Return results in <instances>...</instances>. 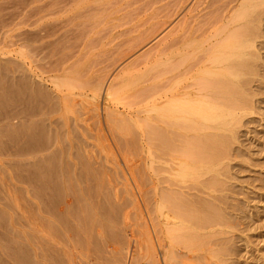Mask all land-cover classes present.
<instances>
[{
  "label": "rangeland",
  "instance_id": "1",
  "mask_svg": "<svg viewBox=\"0 0 264 264\" xmlns=\"http://www.w3.org/2000/svg\"><path fill=\"white\" fill-rule=\"evenodd\" d=\"M54 1H57V2H54ZM123 1L122 0H118V1L116 0V2H115V0H114V2H113V0H68V1L67 0H62V1L61 0L60 1L59 0H52V1L51 0H0V79H1L0 80V105L3 106V107L0 106V130H1L0 134H2V135H0V145H2V146H0V174H1L0 175V178H1L0 179V216H1L0 217V244H1L0 245V264H5V262H7L6 264L9 263L8 254H17V253L19 254L20 252H21L20 254H28V253L29 254H35V252L33 253V251L31 250L32 248L27 245V244H29V241L26 239L27 236L25 233L26 232L25 222H24L25 220L23 218L24 209L22 210V208L26 204V202L28 203V201H29L30 205H31V202L33 201V204L31 206L34 208V206H35L34 204H36L35 202H38L39 198H41L40 201H42L43 199L49 197V195H50V197H52L51 200L54 197H56L57 199L56 198H54V199H56L57 202L58 203L60 202L62 205L61 206V205H59L60 203L59 204L57 203L58 204L57 206L61 207V208L59 207L60 211L58 212L60 215L58 217L59 219L62 216V220H63L67 216L68 218L66 217L64 220L68 221L69 223H71V222L73 223V221L75 224L78 223L77 225H75L73 223V225H75V226H78V225L81 226L80 221H82V225H84L83 224L84 222L86 224V225H84L85 229L83 228V226H81L82 230L83 229L85 230V231H83V234H82L81 230H79L81 227L78 226L77 230H79V232H81V234H82V235H79L80 233L78 234V232L76 231L77 227H75L73 225L71 226L72 223L69 224V226H68L67 222H65L67 224V226L65 224V227H64L63 226L64 221L62 222V224L60 222V224L63 226V229H65L66 227L67 228L70 227L67 230H70L73 228L72 232H70L71 230L67 232L66 229H65L66 230L65 231L62 229V227L59 226L60 225L59 222H56V221H59V220H56L57 218H55V220H54V218L51 217L52 218L51 221H54L55 224H57L56 228L58 226L60 228V230H63L62 234H60L61 231L59 230V228L58 229L54 228V232L52 231L51 227H52L54 222L52 223L50 221L52 223L51 225H49L50 222H48L49 224L44 223L46 226H48V225L50 226L51 230L48 227L49 228L48 231H50V232L52 231L51 233L55 234V230H57L56 232H59L60 237L58 236V233L56 235V236H58V238H60L58 240V238L56 237L58 241H61V239H62L63 241H61V242L65 243L66 239L69 240L64 245L65 249L60 251V253H62L64 250H67L66 247H68V249H69L66 252L70 251L69 253H66V254H70V255H68V256H70V259L69 258H66V259L71 260V261L66 262V264H128V263L132 262V260H133V259L131 260L130 258H132V256L134 258L135 257L134 255H136L139 252V249L141 246V244L138 241L139 240V231L141 229H143V227H145L146 229H148L150 231L152 230L151 218L154 215L153 214L154 212L152 213V211L154 210L152 208L153 207L152 203H151L152 207L150 206V204L148 206L147 205L148 203L147 204L145 203L142 205V209L144 210V212H143L144 217L142 216L144 219H142L138 215L139 209L137 210L138 206L135 205V202L133 199L134 198L133 194L134 193L136 194V191H138L139 187H140V189L142 188L141 189L142 191H145V187L147 186L146 192H147V189H149L148 185H150L149 186L150 188L152 187L151 184H152V177L154 175V172L152 171L153 169L151 170L152 167H150V164L152 165V163H151L152 158H151V155L149 154L150 142H149V144L146 143V141L148 142V140L146 138H144L143 141L145 143L143 142L144 143V150H142V152H138L137 151L138 148L136 150V148L133 147L134 145L129 144V146H131V147H129L127 144L128 141L130 140V138L133 137V135H131V134L132 133L134 134V132H135L134 130H136L135 134H137L139 132V130H138L139 128L137 126V118L135 117L136 112H137V108H138L137 99H136L137 97L134 95V94H136V86H135L134 81H133L136 78L135 76H137L136 75L137 73H135L133 76L132 75H130V76L126 75L125 76V80H124L125 86L120 91L118 96L116 98L112 99L113 101L108 100L107 98L104 101L105 102L104 104L106 106H109L108 108L111 109V111L113 113H114L113 110H115V112H117V111L121 112L120 115L118 114V118L121 117L120 118L121 121H119L117 119V117H114L113 113H111V111L109 110L110 111L109 113H111L110 114L111 117L113 115V117H112L113 122L110 123V121H112V120H110L111 118L107 119V118H109V117H107V112H108L107 108L105 109L106 114H105V111L102 113V110L100 108V107H102V104H103V96H104V89H105L104 85L106 82L105 80L101 81L99 84L93 83V84L87 85L83 88L82 87L75 88L74 93H71V94L68 93L70 95L69 99L71 98V95H72V98L70 101H73L74 99H76V100H74V102H72L73 104L75 102L77 103L80 100V102H78V104L75 105L77 107H75V106H73V104H71L76 109L73 108L67 102L69 99H67L68 97L67 98L64 97V93H62V90H61V92H60V90H58L61 77L63 75L68 74L67 68L71 67V64H73L75 61H77L79 59L81 60L82 57L83 58L80 62L84 68H86V67L90 68L92 66L91 67L92 74L94 76H96V75L102 76L106 72L111 71L112 69L117 67V65H119L120 63H122L121 66L123 68H127L132 62L139 59L138 57H140L139 55H141V53L143 55V53L151 47L150 45H148L147 47H144L143 49L137 48L134 51L130 52L129 55H126L127 57L126 56L124 57L125 59L122 58L123 60H125L127 62V63H125V61H124L125 65H123V61H121L122 60L121 58H119V59L116 58L118 56L121 57L122 54H119V53H122L124 51L123 50L124 48L126 51L128 50L129 47L127 48V45L130 46L132 44L129 40L132 39L136 35V31L135 32L132 31L134 29V27L138 26V24L145 21V19L148 18V16H150L154 12L155 8L156 7L158 8L160 3H161L160 6H162V4L164 5V3L167 0H163V1L162 0H159V1L153 0L154 4H153V2H151L152 5H151V3H149L150 0H146V1L145 0H141V1L139 0V2H138V0H123ZM125 1L129 4H127ZM107 2H109L110 4ZM144 2H147L148 5L143 4ZM46 3L48 4V6ZM57 3H59V5ZM60 3H64V4H62L63 6H61L62 10L59 11L60 5H61ZM114 3H115V6H114ZM140 3H142L143 6L147 5V8L143 7ZM44 4H46V5H44ZM95 4L97 7L95 6ZM139 4L141 5L142 10H138V9H140ZM88 5H89V8H88ZM109 5L110 6L112 5V6L109 7ZM125 5H127V6H125ZM43 6L46 8L45 11H44L45 8ZM120 6L122 7V9L125 7L124 10H121ZM135 6H136V8H134ZM148 6H150V7L148 8ZM54 7H56L58 10ZM90 7H91V9H90ZM137 7H138V9H137ZM37 8H42V9H37ZM52 8H54V10H56V11L53 12ZM105 8H107V9L110 8V9H108V11L106 10L107 11L106 12ZM35 9H37V10H35ZM114 9H115V11H114ZM118 9H119V11L120 10L121 11L119 12ZM129 9H132L131 11L133 14L131 13V11ZM146 9H148V10L146 11ZM32 10L35 13L31 14ZM38 10L42 11V13L39 12ZM91 10L94 13L91 14L89 12ZM103 10H104V12H103ZM127 10H128V12H127ZM87 11L91 15L88 16V14L86 13ZM112 11H113V13L111 14ZM98 12H100V15ZM96 13H98V15ZM123 13L125 14L127 19H129L130 21L132 20L130 23H129V20L126 21L127 19L124 17ZM128 13H129V15L132 14L131 16H129V18H128ZM29 14H31L30 16H33V17H30ZM85 14H87V15H85ZM105 14H107V16ZM134 14H136L137 16H135ZM73 16L74 17L76 16V18H72ZM87 16H88V18H87ZM105 16H106V18H105ZM121 16H123L124 19H123V17L121 18ZM79 17H81L80 19H82L83 23H84V24L82 23L83 25L80 28L84 29L83 31H85L86 34L88 33V30L86 31L88 25H92V27H90V26L88 27L91 30L93 28L92 31L90 30L91 32L89 31L90 34L89 35L87 34V36H89V37L81 36L82 33H83V35L85 33L81 29H79V26H81L80 23L82 22V21H80V19H78ZM130 17H133V18L130 19ZM120 18H121V20H120ZM139 18H141L140 21H139ZM32 19L34 21H35V19L38 21L37 22L35 21L36 23L34 24L33 23L34 21L31 23ZM66 19H68V20H66ZM71 19L72 20L74 19L73 22H71L72 21ZM78 20L80 23L78 25H76L78 23L77 22ZM98 20L100 22L103 21L104 23L101 22L102 24L98 26L97 24L100 23ZM108 20H111V22ZM67 21L71 24H69V23L67 24ZM85 21L89 22V23L92 22L94 25L92 23L87 25V23H86V26H87L86 27ZM94 21H97V24H95L96 22H94ZM116 22L119 24L116 25ZM120 22H123L122 23L123 25ZM263 22H264V20H263ZM263 22H262V24H263L262 25V31H264V29H263L264 23ZM29 23L32 25H28ZM105 23H106V25H105ZM124 23H126V24H124ZM62 24H64V25H62ZM133 24H136V25H133ZM40 26H41V28H40ZM76 26H78L77 27L79 29L78 31H80L82 33L78 34ZM83 26H84V28H83ZM109 26L111 27V29L109 28ZM43 27L47 28V29H44ZM69 27L72 30L71 32H74L75 34L82 37L81 38V37H79L73 33L71 34L72 36L75 35L72 38L73 40L71 39V41H74V40L77 41V39L79 38L77 41L79 43H75L78 45L80 44L79 50H77L78 45L76 46V45H74V42L72 43L69 40H67V44H69V43L73 44L72 47L74 46L76 53H75V51H73L74 49L71 47L70 44H69L70 47H69V45H68V47L71 49L72 52H70V49H66L68 47H63V46H66V44H65L66 40L63 43L62 40H64V37H63L64 34H63L62 30L63 29L66 30ZM74 27H75L76 31L75 30L73 31ZM85 27H86V29H85ZM104 27H106V28L108 27L107 28L108 30ZM100 29L103 32V34L101 31L99 33H101V35L103 37L99 33H96ZM31 30H35L38 33H36L35 31H33V33H31ZM41 30H45V31H41ZM65 30H64V32L70 31L68 29H67V31H65ZM109 30H110V32H109ZM120 30H121V32H119ZM122 30H126V31L128 30V33L126 34L125 33L126 31H122ZM24 31L25 32L27 31L28 33H24ZM45 32L46 33L49 32L50 35L48 33L46 34ZM68 32L65 33L66 35H64L65 39L72 37V36H70L71 32H69V33ZM122 32H123V34H122ZM40 33H42V35H40ZM118 33H120L121 35ZM29 34H31V35H29ZM32 34L33 35L38 34L37 36L34 35L35 38H37V39L33 38L34 36ZM164 34L165 33L163 32L162 35H164ZM27 35L31 36V37H29L30 39L28 38ZM67 35H68V37H67ZM99 35L102 38L101 40H99L100 39L98 37ZM115 35H118V36L115 37ZM262 35H264V32H262ZM26 36H27V38H26ZM41 36H43L44 38ZM58 36H60V37H58ZM38 37L41 38V39L39 38L40 39L39 42L36 41V40H38ZM84 37H86L87 40L90 38H91V40L93 38L94 39L96 38L95 40L96 41L98 40V41L96 42L93 39L95 44L92 42L93 45H92V43H89L91 45L88 46L87 40L83 39ZM80 38L83 40V42H80V40H81ZM31 39L33 41H29ZM125 40H127L128 43ZM47 41H49V43ZM61 41H62L61 45L65 44L62 46L63 48H65L64 49L65 53H63V55L64 54L67 55L68 54L67 52H69L70 54L73 53L72 55L75 54V56L73 57L72 55L68 54L67 56L68 57L71 56L72 58L69 57L67 60V56L64 55V57L66 56V60H65V58L64 59L61 58V59L63 61L65 60L64 61L65 64L64 63L60 64V61H58V63L61 66V67H59V65L56 66V64L54 65V64H52V62L57 63L56 59L62 55V52H64L62 48L61 49L59 48ZM88 41L91 42L90 40H88ZM99 41H100V43H99ZM119 41H120V43H119ZM123 41H124V44H123ZM263 41H264V36H262L257 42V51L259 53V58L257 61V65H258L257 74L259 73V75L255 74L252 77L254 82L252 80L251 82H253V83H250L252 85H249L251 87L250 91L254 88L253 91L256 92L253 95L254 92L252 91L253 92L252 93L249 91L250 98L253 97L250 99L251 101H249V106L252 108V110L250 108L248 110H246L245 117L243 116L244 119L242 118L243 120L241 122V125L237 130V135H238L237 138H239V139L236 138V140L234 141V143L235 142L236 143L232 144L233 149L231 148V150H230L231 152H229V155H228L230 160L227 157V159L224 160V163H223L224 165L229 166V167L226 166L227 172L225 169L224 174L222 176L223 183H226V184H224V185H226V186H224L225 190L223 189L219 193L220 196L222 198L223 197L224 198L222 199L220 197L221 199H218L216 201L217 206H219L218 211L220 210L219 214L220 213L221 214L223 213V214L222 215L220 214L221 217L219 216L218 219L216 218L215 222L213 221L215 223V225H213L214 223L206 224L207 226H209V227H206L207 229L204 227V226H206L205 223L201 224V222H199L200 224H198L197 221H195V222L193 221L192 223H195L194 226L200 225L199 228L202 227L203 229L204 228L206 229V232H205V229L203 230L205 232L204 234L202 233L203 231H201L202 229H200L199 234H202L203 237H201V235H198L199 237L193 238L192 242L191 241L188 242V240L184 239V238H183L184 241H179V242H181V244L179 242H177L178 245H181V247L177 246L179 248L180 253L176 254V255L181 256L182 255L181 253H185L182 256L187 255V257L185 256L186 259H188V257H189L190 260H195V262L193 261L194 264H197L198 262H199L198 264H201L200 262H202V264H205V263L206 264H209V263L210 264H264V66H262V65H264V54H262V52L264 53V46L262 45L264 43H261ZM41 43L44 45H41ZM86 43H87V45H86ZM97 43H99L98 46H97ZM38 44L41 45L42 49L40 48L41 49L40 52H42V50H43V53H44L43 56H42L43 53L39 54L40 53L39 47L37 49L38 51H35L37 48V46H35V45H38ZM121 44H123V48H122ZM30 45L31 46L33 45V47L30 48ZM54 45H56V46H54ZM94 45L97 47H94ZM42 46L43 47L46 46V47L43 48ZM85 46H88V47L84 48ZM34 47H36L35 50L33 49ZM55 47H57L58 49H56ZM31 49H33L34 51ZM114 49H117L116 52L113 51ZM28 50H30L31 52ZM56 50H57V52L59 50L62 52L60 53V51H59L60 54L59 53L57 54ZM139 50H140V52H139ZM107 51L109 52L108 54H107ZM110 51L114 55H112V53ZM34 52H35V54L37 52H39L37 55H39L40 57L37 56V60L35 59L36 57H35ZM51 52H54V53L52 54ZM105 52H106L107 56L109 55V58L111 59L110 62H109V58L105 57L106 56ZM81 53L82 54L85 53L84 56L80 55ZM103 53H104V55H103ZM79 55L81 56V58L79 57ZM115 55H116V57L114 58ZM100 56H101V58H100ZM128 56H129V58H128ZM61 57H63V56H61ZM78 57H79V59H78ZM104 57L107 58L105 62H104V60H105ZM99 58L101 61L99 60ZM113 58L117 59V61H114L117 63H113V61H112V60H114ZM41 59H45V60H41ZM58 60H60V58H58ZM66 61H67V63H66ZM72 61H73V63H72ZM97 61H98V63H97ZM95 62L97 63L96 65H95ZM39 63H40L41 68L40 67L38 68ZM41 63H42V65H41ZM93 63H94V65H93ZM108 63H110V65ZM43 64H44V66H43ZM49 65L50 66L53 65V67H56L55 68L56 70H53V67H50ZM107 65H109V67L105 69V67ZM142 66H143V64L137 65V67H135L134 70L137 71ZM259 66H261V67H259ZM58 67H59V69H58ZM43 68L46 70L45 72H44ZM50 69H52L53 71ZM49 70H50V72H49ZM25 77H27L29 80L31 79L30 80L31 82L29 80H27V78H25ZM22 78H23V80H22ZM18 80H21V81H18ZM17 81L19 83H21V86H22V82H25L24 83L26 85V86L24 85L25 88H23V86H22V88H20L21 86L19 83H18L19 84V86H18ZM255 81H257V82H255ZM26 82L28 84H26ZM39 83H41L40 86H38V88L40 87V89H39L40 91L37 88L38 91L33 92L34 86L35 85L37 86ZM15 84H17L16 87H15ZM27 86H29V87H27ZM253 86H256V87H253ZM1 88H3V89H1ZM18 88H20L21 90H19ZM29 88L32 89V91H30ZM43 88H44V90H42ZM9 89H12V90H9ZM25 89L26 90L29 89V90L27 92H25L24 91ZM63 89L66 92L68 90L67 87H63ZM45 90H47L48 92H46ZM90 90L92 91V93L90 92ZM259 90H260V92H259ZM42 91H43V93L45 92L46 95H48L47 97L45 96L46 100L43 97L44 95L41 94ZM9 92H10V95H9ZM13 92L15 94H13ZM28 92L30 94L27 95ZM37 92H39L40 94ZM130 92H131V94H130ZM19 93H20V96H19ZM31 93L33 95L38 94L39 98L36 95H35L36 98H33L35 96H33ZM101 93H103V94H101ZM257 93H259V95ZM11 94L16 95L20 99L18 100V98H17L16 99L17 101L15 99L12 100L13 95L11 96ZM125 94H127V95H125ZM129 94L131 95V97H129L130 96ZM22 95H24V96H22ZM57 95L60 97H58ZM77 95L80 97H78ZM16 96H14V98H16ZM30 96H32V97H30ZM54 96H55V98H54ZM56 96L58 97V100H60V101H57ZM121 96H123L122 98L126 99V102H124V99H122ZM8 97H9V99H8ZM21 97H22L23 102L21 101ZM73 97H74V99H73ZM127 97L132 102L127 100ZM31 98H33V99H31ZM37 98L39 101L37 100ZM34 99L37 101H34ZM62 99H64V100L66 99L67 101L66 100L63 101ZM131 99H133V100H131ZM26 100H28V101H26ZM54 100H56V101H54ZM89 100H90V102L94 100L97 103L96 105H99V103H100L99 113H101L100 117H101V115H102V117H101V122H99V123L97 120L98 119L97 115H96V117H95V115H93V112L95 113V111L92 109V107L94 108L96 105H93L92 103H90ZM13 101L14 102L16 101V104ZM18 101L20 103V106H18L19 105ZM30 101H32V102H30ZM133 101H135V103ZM252 101H253V103H252ZM81 102H83L84 104L86 103L85 104L86 106H83L84 105L83 103H82L83 105L82 104L80 105ZM24 103H26L27 105L26 104L24 105ZM45 103H50L51 105L45 104ZM130 103H133L132 107H128V104H129V106H131ZM9 104L10 105L12 104V105L10 106ZM57 104H60L61 106H58ZM88 104H89V108L87 109L86 107ZM115 104H116V106H115ZM40 105H41V107L44 108V111H42L41 114L38 113L41 111L40 109L38 110V108H40ZM54 105L56 107L57 106L58 107L56 108ZM63 105H65V106L67 105L66 107L70 108V109H68V112L65 111V109L67 110V108L65 106L63 107ZM254 105H255V107H254ZM21 106H23V108ZM26 106H28L27 109L28 108L29 109L28 110L26 109L25 111H23L26 108ZM37 106H38V108H37ZM45 106H47L48 108L46 109ZM90 106H92V107L90 108ZM123 106H124V108L122 109ZM35 107H36V109H35ZM60 107H61V109H60ZM83 107H85V108H83ZM127 107L129 109H127ZM15 108H16V110H15ZM30 108L32 110V113H31ZM49 108H52L55 112H53V110H51L52 112H49V110H50ZM71 109H73V111H71ZM37 110H38V112H37ZM46 110H48V111H46ZM69 110L71 112H69ZM33 111H34V113H33ZM35 111L37 112V114ZM44 112H47L46 113L47 117H46ZM51 113H53V114L50 117V115H48V114H51ZM117 113H114V114L116 115ZM122 113L124 115L126 114L125 117H123ZM32 114H33V117H32ZM5 115H6V117H5ZM9 115H10V117H9ZM89 115H90V117H89ZM92 115L94 118H92ZM104 115H105L106 119L104 118ZM79 116L83 119H81V118L78 119ZM122 117H123L124 121H125L124 118L127 119V121H125V123H123ZM115 118H116V121H118V122H115ZM9 119H10L11 123L9 122ZM42 119H43V121H42ZM105 122H107L106 125H105ZM119 122L123 123L124 125L119 124ZM126 122H129V123H126ZM112 123H114V124L112 125ZM19 124H21V125H19ZM40 124H42V125H40ZM127 124H131L133 127L131 125H130L131 127H128ZM143 124H145V122ZM30 125H31V127H30ZM147 125L149 126L148 122H147ZM27 126L29 129H27ZM10 127H12L13 129ZM32 127H33V129H32ZM146 127H145V129L147 131H145V129L143 127V131H145V133H147L149 130V127L148 128H146ZM6 128H8V129H6ZM9 129L12 131H10ZM30 130H33V132ZM11 132H13V133H11ZM7 133L8 134L10 133V134L8 135ZM26 133H29V134H26ZM13 134L15 135V138H14ZM39 134H40V136H38ZM124 134L125 135L128 134L127 136H129V137L125 138ZM19 135L22 136V139H21V136L19 137ZM23 135H24V137H23ZM32 135H34V136H32ZM35 135H37V136H35ZM137 135H139V134H137ZM7 136H9V137H7ZM25 137L30 138V140L26 139ZM134 137H137V136L134 135ZM11 138L12 139L14 138V140H16V141L11 140ZM34 139H36V140L34 141ZM50 139H52V140L49 142L48 140H50ZM126 139H128V140H126ZM132 139L134 140V138H131L129 143L132 141ZM3 140H5V141H3ZM27 140H28V144L30 142L32 143V141H34L35 143L33 142L32 143L33 145L30 144V146H29L26 143ZM123 140H125V141L122 142L123 143L122 144L121 141H123ZM10 141H11V143H10ZM40 141H42V142H40ZM43 141H44V143H43ZM135 141H136V143L138 142L137 139H135ZM2 142L3 143L5 142V143L3 144ZM17 142H19V143H17ZM21 143H23V145H21ZM46 144H48L50 146H48ZM124 144L126 147L124 146ZM24 145L26 147L28 146L29 148L25 149L23 147ZM31 145L34 147L37 145L38 146L41 145V147H42V145H43V149H45V151L43 149H40L39 147H35V148L33 147L32 148ZM119 145H121V147H119ZM233 145H235V146H233ZM20 146L22 149L20 148ZM135 146H137V144H135ZM138 147H139V144H138ZM23 148L25 151H23ZM18 150H20V151H18ZM27 150H28V152H30V151L31 152L29 154L27 153V155H26L25 153L27 152ZM135 150H136V152H135ZM237 150H238V152L239 151L240 152L238 153ZM21 151H22V153H20ZM56 151H58L60 153H58ZM23 152H25V153H23ZM134 152H135V154H134ZM137 152H138V154L140 153L141 155L140 154L136 155ZM18 153H20V154L18 155ZM58 154H59V156L61 155L60 156L61 158L59 156H57ZM80 154H83V155L80 156ZM22 155H25V156H22ZM239 155H240V157H239ZM45 156L46 157L51 156L50 158L52 160L50 158H46ZM44 157H45V159H44ZM89 157H90V159H89ZM137 157H138V159H137ZM37 159H38V161H37ZM39 159H41V160H39ZM47 160H49V161H47ZM83 160H84V162H83ZM40 161H41V163H40ZM55 161H57V163L61 164V165L57 164L58 166L57 165L53 166L54 164H56ZM137 162L138 163L143 162L141 164L144 168L141 167V165L139 167L136 166V165H139ZM35 163H36L37 167L34 166ZM50 164L52 167V168L50 167L51 169H49ZM64 164H66V165H64ZM62 165L65 167L64 170L62 168ZM117 165H120V166H117ZM32 166H33V168L35 167L36 172H37V170H39L41 172V174H43V175L35 174L34 176L38 175V176H36L37 179L42 176V178H40V179H42V181L44 179L43 182H45V176H46V180L50 179L51 184L52 185L54 184L55 186L53 185V187L50 186L51 188H49L48 185H51V184H49L50 180L48 182L46 181V184H47L46 185V184H43V182L40 179H38V180H40L39 181L40 185H39V187H37L39 182L36 181L35 177H33V179H26V177L28 176L29 168L31 171V172H29V174H30L29 176L31 177L33 175L34 171L32 172V170H33L31 168ZM40 166H41V168H40ZM59 166H61L60 167L61 172H60V169L58 168ZM134 166H136V167H134ZM26 167H28V168H26ZM42 167H45L46 170H48L46 174L42 173V171H41ZM66 167H67L68 171H65ZM131 167H133V168H131ZM149 167H150V169H148ZM19 168L20 169L22 168V169L20 170ZM134 168L141 170V173L139 170H136V171H138L137 173H136V171H133V170H135ZM141 168L144 169V172H145L146 179L144 181L146 182V180H148V178L151 180V181L150 180L147 181V182H150L151 184L150 183L148 184L146 182L145 187H144V185L140 186L141 182H142V184H144V182L142 181L144 179V172L142 171ZM53 169L55 171H56V169H58L61 174L58 172V170L54 174ZM110 169H111V171H110ZM129 169H131V170H129ZM52 170H53V172H51V173H53L54 175L53 174H51V175H53V177L50 174L47 175L48 173H50L49 171H52ZM62 170L65 171L64 172L66 174L65 176H64V173H62ZM39 171L37 173H39ZM130 171L132 172V174L130 173ZM31 173H32V175H31ZM57 173H59L60 176H59V174L57 175ZM123 173H126L128 178L126 176H124L125 174L123 175ZM138 173L141 175L143 174V176H142L143 178H141L140 177L141 175H138ZM135 174H136V176H135ZM146 174H148V175H146ZM14 175H16V176H14ZM132 175H134V176H132ZM137 175L139 176L138 178H137ZM24 176H26V177H24ZM29 176L27 178H30ZM43 176H44V178H43ZM50 176L52 178H54V176H56V178L52 179ZM57 176H59V178H63V179H59V178H57ZM147 176H148V178H147ZM64 177H66V178H64ZM34 178H35V182L36 183L38 182V183L36 184L33 181L34 182V185H33L32 180H34ZM86 178L87 179L90 178V179H88V181H90V182L87 181L89 184L86 183V180H87ZM21 179H22V181L28 180L29 182H31L33 188L31 186H29L28 181H27L28 182V186H27L26 182L24 184V182H22ZM56 179H59V182H57L58 180H56ZM80 180L81 181L83 180V181L81 182ZM84 180H85V182H84ZM63 182L66 184H64ZM70 183L72 185H70ZM83 183H86L85 189L88 191L83 189V185H84ZM137 183H140V184H137ZM35 184H36V186H35ZM41 184H42V186H41ZM60 184H62V185L64 184L65 186H63V187L67 186V188L64 189V191L67 190L66 194L69 193L68 195L69 196L71 195L70 198L68 195L67 196L65 195V192L62 190V185H60ZM87 186H89L90 189L93 187L91 189L93 194L92 193L90 194L91 190L89 188H87ZM4 187L8 190H6ZM7 187H9V188H7ZM27 187L29 189L31 187V189L34 190V191L31 190V191L34 193L31 194L32 192L29 191V189ZM44 187L45 188L48 187V189H50V191H48L47 188L44 189ZM60 187H61V190L63 191V193H62V191L60 192L61 196L64 195L62 198L65 197L64 198L65 200L59 197L60 193H58L59 192L58 189H60ZM78 187H79V189H77ZM143 187H144V189H143ZM38 188H39V192H38ZM52 188L55 189L54 193L56 196H54V197H53L54 193H52V196H51V193L49 194V192H51ZM27 189H28V191H27ZM43 189L46 191V192H44L45 194L43 193V191H44ZM80 189H81L80 192H82V193L79 192ZM89 190H90V192H89ZM94 190H95V192H94ZM151 190L148 191L149 193L151 192V195L150 194L148 195V193H147V195L150 196L149 198L146 195V193L143 192L144 195L147 197L144 200L145 201L147 200V202L149 201L148 199H150L152 196ZM84 191H86V192H84ZM26 192H28V193H26ZM52 192H53V190H52ZM36 193H37V195L39 194V196H40L39 198L37 197ZM46 193H47V196H46ZM83 193H84V195H83ZM129 193H131V194H129ZM80 194L82 195V198H84L86 201H84L80 197L81 196ZM85 194H88V196H85ZM10 195H12V196L14 195L15 197L14 196L12 197ZM31 195H34V196L32 197ZM77 195H79L80 198H78ZM130 195L133 198H130L131 197ZM9 196H10V198H9ZM35 196L38 198V200L34 199ZM42 196H44V197H42ZM83 196H85V197H83ZM90 196L93 197L94 202H92V198L89 199ZM49 198H48V201H49ZM86 198L89 200H87ZM143 198H144V196H143ZM28 199H30V200H28ZM60 199H62V201ZM74 199H76V202H74L75 201ZM45 200L47 202V199H45ZM56 200H54V201H56ZM132 200H133V203H132ZM63 201H64V203H66L65 205H64ZM70 201H71V203L73 202V206H75V205L77 206L78 203L81 206H83V208H81L80 205L77 206V208L79 207L81 209V210L78 209L79 212L78 211L77 212L80 215V213H82L80 211L84 210L83 212L86 214V218L83 215L84 213H82V215H83V218L87 219L86 221L82 219V216L79 217L78 214L75 215V213H74V216H76L77 218L76 217H74V218H76L77 220L79 218V220L80 219L81 220L80 221L78 220L79 221L78 222L76 219L75 220H74V218L72 219L73 215H71V214H73L72 212L74 210L68 209V210H70V212L67 210V208H69L68 205L71 204ZM87 201H89L88 205L90 204L92 207L89 208V206H90L89 205L88 208L90 210L85 211L87 209V205H85V203ZM90 201H91V203H90ZM149 202H151V200ZM92 203L94 204V206L92 205ZM18 205H19V207H18ZM30 205H29V209H32V207ZM64 206H66L67 208H64ZM73 206L71 204V208H73ZM76 206H75V210H76ZM143 206L145 209L143 208ZM146 206L150 207V209H153V210L152 211L149 210ZM27 207H25V208H27ZM220 207H222L223 209ZM238 208H240V209L238 210ZM64 209H66L67 212ZM145 210H146V213H145ZM147 211L148 212L150 211L149 214H151V216L148 217ZM37 213H38V210H37ZM87 213H89V214H87ZM87 216H89V217L87 218ZM92 216H93V218L95 217L94 220L91 222L93 224L90 223V220H92ZM222 216L224 218H227L226 220H229V221L226 222V220ZM234 216H236V217H234ZM69 217H71L70 219L72 221L71 220L69 221ZM221 218H223V220H224V221L222 220L223 222L219 220ZM60 221H61V219H60ZM75 221H77V222H75ZM87 222H88V224H87ZM225 222L227 223V225ZM221 224H223V225H221ZM88 225H90V227H88ZM46 226H44V228ZM48 228L45 229L46 234L44 233L47 238H48L47 233L50 234V232L46 231ZM87 228L88 229L90 228V230L88 231ZM73 230H75V232ZM198 230L196 229V231H198ZM214 230H215V232L212 234V231H214ZM87 231L92 232V234L90 232V234L92 235V236L91 235L90 236H91V238H93L92 241H90L91 238L89 237V235H88L89 233H87ZM207 231L209 233V234H207L209 237L205 236ZM73 232L76 233V234H74L75 236L78 235L77 237L82 236V238L80 237L79 239H77L79 241V243H81V244H79L78 241L76 242V240H74V239H76V237L75 238L73 237V240L76 243H74V244L72 243L73 241L70 239H72V235H73L72 233ZM84 232H85V234H87V236H85ZM70 233H71V235H70ZM65 234H66V237L64 236ZM114 234L115 235L119 234V235L115 236ZM62 236H64L66 239L64 240V238H61ZM69 236H71L70 239H69ZM83 236H85L86 239ZM98 236H99V238L103 239L101 242L99 241L100 239L97 238ZM211 236H212V238H211ZM88 237H89V240L87 239ZM116 237H117V239H116ZM97 239L99 241L98 244L101 243V245H99L100 247L98 246V244H96ZM204 239H208V240H204ZM86 240H88V241H86ZM179 240H181V238ZM199 240H201L202 243ZM58 241H51V243L56 242L55 245H53V246H55L56 251L58 249L61 250V248H60L62 245L61 242H60L61 245L60 246L57 245V247H56V244H59V243H57ZM105 241H106V243H104ZM44 242H46V241H44ZM183 242H185V243H183ZM31 243L36 245L37 242L33 238ZM67 243H68V246H66ZM189 243H190V245H189ZM194 243H196V245H194ZM105 244H106V247L104 246ZM182 244L184 246H182ZM191 244L193 247H191ZM45 245L47 246L46 243H45ZM49 245H51V244H49ZM64 246L62 245V248ZM6 247H10V248H6ZM47 247H49V246H47ZM47 247H46V250H48ZM156 247H157V245H156ZM186 247H188V248H186ZM5 248H6V250H3ZM22 248L23 249L25 248L24 249L25 251ZM50 248H52L51 252H52V250H55V249H53L54 247L50 246L49 249ZM192 248H193V250H192ZM14 249H15V251H12ZM17 249L20 251H18ZM190 249H191V251H190ZM29 250L31 252H29ZM49 251L50 250H48V252L46 251V254H49ZM53 252L59 253V252H55V251H53ZM53 252H52V255H54ZM64 252L62 254H65ZM97 252H98V254H97ZM64 256L67 257V255H64ZM158 256H161L160 252H159ZM200 258L202 260H200ZM135 259L136 258H134V261H135ZM129 260H130V262H129ZM196 260H198V262H196ZM153 261L155 262L156 259H154ZM153 261L152 262L150 261L151 263L143 262L141 264H154ZM204 261H205V263H204ZM133 263L134 262H132V264ZM35 264H37V263H35ZM38 264H42V263H38Z\"/></svg>",
  "mask_w": 264,
  "mask_h": 264
},
{
  "label": "bare ground",
  "instance_id": "2",
  "mask_svg": "<svg viewBox=\"0 0 264 264\" xmlns=\"http://www.w3.org/2000/svg\"><path fill=\"white\" fill-rule=\"evenodd\" d=\"M157 1H159V0H157ZM54 2H57V1H54ZM109 2H107V3H109ZM113 2H114V0H113ZM115 2H116V0H115ZM138 2H139V0H138ZM151 2H153V0L152 1L150 0L149 1V3H151ZM46 4H44V5H46ZM57 4L59 5V3H57ZM60 4L61 5H60L59 11L62 10L61 9L62 8L61 6H63L62 4H64V3H60ZM127 4H129V3H127ZM140 4L143 6V4H147V2H144L143 4L140 3ZM140 4H139L140 9H138V7H137L138 10H142ZM153 4H154V2H153ZM160 4H159V6H160ZM89 5H88V8H89ZM147 5L146 6L144 5L143 7H146L147 8ZM151 5H152V3H151ZM47 6H48V4H47ZM95 6H96V4H95ZM111 6L109 5V7H111ZM114 6H115V3H114ZM125 6H127V5H125ZM150 6H148V8ZM159 6H158V8L156 7L157 9L155 8L154 12L150 16H148V18L145 17L146 18L145 21H143L142 23L138 24V26L134 27V29L132 31H134V32L136 31V35L132 39L129 40L132 44L130 43L131 44L130 46L127 45V48L129 47L128 50L126 51L125 48H124L123 49L124 51L122 53H119V54H122L121 57L120 56L116 57V55L114 56V58L116 57L118 59L119 58L125 59L124 57L126 55H129V53L132 52V51H134L135 49H137V48L143 49L144 47H147L148 45H150L151 47L149 46L150 48L148 50H146L145 52L143 51L144 52L143 55H142V53H141V55H139L140 56V57H138L139 59H137L136 61L132 62L127 68H123L121 66L122 63H120L119 65H117V67H115V68L113 67L114 69H112L111 71L106 72L102 76H99V75L94 76L92 74V69H91L92 66L90 68H88V67L84 68L82 66V64H81L80 61L82 60L83 57L81 58L80 55L84 56V54H85V53L82 54L83 53L82 52L79 55V57L81 58V60L78 57V59H79V60H77L78 62L74 60L75 61L74 62L75 64H74L73 61H72L73 64L70 63L71 64V67H68L67 68L68 69V74L63 75L61 77L60 84H59V89L58 90H60V92L62 90V93H64V97H66V98L68 97L67 99H69L70 95L68 93H70V94L71 93H74V89L75 88H78V87H82L83 88V87H85L87 85H90V84H93V83L99 84L101 81L105 80L106 82H105V85H104V88L105 89H104V96H103V104L101 103L102 104V107H100V108L102 110V113L107 108V111H108L107 112V117H109L107 119H110L111 118L110 120H112V117L114 115V117H117V119L119 121H121V119H120L121 117L118 118V114L120 115L121 112H118L117 111L118 112L117 113V112H115V110H113L114 113H117L115 115L111 111V109L108 108L109 106H106L104 104L105 103L104 101L106 100V98L108 100H112V99H114V98H116L118 96V94L120 93V91L125 86L124 85V80H125V76L126 75H129V76L132 75L133 76L135 73H137L136 74L137 76H135L136 78L133 80L134 81V84L136 86V94H134L133 92L132 93L137 97L136 99H137L138 108H137V112H136L135 117L137 118V126L139 128L138 129L139 132L137 134H139V135L135 134L136 130H134L135 132H134V134L133 133L131 134V135H133V137H131V138H134V140L132 139L133 142L135 141V139H137L139 143L138 142L136 143V141L134 142L135 144H137V146H135V144L132 141L131 142L133 144L131 142L129 143V141L131 140V138H130V140L128 141L127 144H128V146H129V144L130 145H134L133 147L136 148V150L138 148V150H137L138 152H142V150H144V143H145L143 141L144 138H146L148 140V142L146 141V143L149 144V142H150L149 154L151 155V158H152V162H151L152 165L150 164V167H152L151 170L153 169L152 171L154 172V175L152 177V184L150 182H147L148 180H150L148 178V176H147L148 180H146V182L148 184L150 183L152 185V187L150 188L149 187L150 185H148V188L149 189H147V192H146V187L147 186L145 185L146 182L144 181L146 179L145 172H144V169L141 168L142 171L144 172V179L143 180L141 179L144 182V184H142V182H141V185L140 186H143V185H144V187L146 186L145 187V191H142L141 190L142 188L140 189V187H139L138 188V191H136V194L135 193L134 194L132 193L134 198L131 195H130L131 196L130 198H133L134 199V202H135V205L138 206L137 210L139 209V211H138L139 214L138 215L140 216V218L144 219L143 218L144 217L143 216L144 210L142 209V205L145 204V203L146 204L148 203L147 204L148 206H149V204L151 206V203H152V206L153 207L152 206L151 207L154 210L153 209H150V207H148V206H146V207L149 210H151V211L153 210L152 213L154 212L153 213L154 215L152 216V218L150 217L151 218V221H152L151 222L152 224L150 223L151 226H152L151 227L152 230L150 231V230L146 229L145 227H143V229H141L139 231V240L138 241L141 244V246H140L139 252L136 255H134L135 256L134 258H136L135 261H134L133 256L130 259L131 260L133 259L132 260V262H134L133 264H141L143 262L151 263L154 259H156L155 262L153 261L154 264H194L195 260H190L189 257H188V259H186L187 255H185L186 257L185 256H182L185 253H181L182 254L181 256L176 255V254H179L180 253L179 248L177 246L181 247V245H178L177 242L184 241V239H187L188 242L189 241L192 242V239L193 238L199 237L198 235H201V237H203L202 234H199L200 233V229H202L201 231H203L206 227H209L206 224H208V223H214L216 221V218L218 219V217L219 216L221 217V215L223 214V213L222 214L220 213L221 215L219 214V211H220V210L218 211L219 206H217V204H216V201L218 199H221L222 198L219 193L223 189L225 190L224 186H226V185H224L226 183H223L222 176L224 174V170L226 169V172H227V167H229V166L224 165L223 163H224V160L227 159V157L230 160V158H229L228 155H229V152H231L230 150L232 148V144H235L236 143V142L234 143V141L236 140V138L238 136L237 135V130L240 127L242 120L244 119L243 116L245 117L246 110H248L249 108L252 110V108L249 106V101H251L250 99L253 98V97L250 98L249 91H250V88L251 87L249 85H252L250 83H253L254 82V80L252 79V77L255 74L256 75H259V73L257 74V70H258L257 69V67H258L257 61H258V58H259V53L257 51V42H258V40L262 36H264V35H262V32H264V31H262V25H263L262 22L264 20V0H195V1L194 0H167L164 3V5L162 4V6H160V7ZM42 8H37V9H42ZM54 8H56V7H54ZM54 8H52L53 9V12L56 11V10H54ZM120 8H121V10H124L125 7L122 9V7L120 6ZM134 8H136V6ZM37 9H35V10H37ZM90 9H91V7H90ZM108 9H110V8H108ZM108 9L105 8V11L106 10L108 11ZM45 10H46V8L44 9V11ZM129 10L131 11L132 9H129ZM147 10L148 9H146V11ZM114 11H115V9H114ZM118 11H119V9H118ZM39 12L42 13V11H39ZM89 12L91 14L94 13V12H92V10L89 11ZM89 12L88 11L86 12L88 14V16L91 15V14H89ZM103 12H104V10H103ZM127 12H128V10H127ZM32 13H35V12H33V10H32L31 14ZM98 13L100 15V12H98ZM98 13H96V14L98 15ZM112 13H113V11L111 12V14ZM131 13H132V11H131ZM31 14H29V16ZM87 14H85V15H87ZM136 14H134V15L137 16L139 13L137 15ZM105 15L107 16V14H105ZM123 15L126 18V16H125L124 13H123ZM131 15H129V13H128V18ZM88 16H87V18H88ZM106 16H105V18H106ZM30 17H33V16H30ZM122 17L123 16H121V18ZM124 17H123V19H124ZM72 18H76V16L75 17L73 16ZM80 18L81 17H79L78 19H80ZM121 18H120V20H121ZM131 18H133V17H130V19ZM66 20H68V19H66ZM73 20L71 22H73ZM128 20L129 19H127L126 21H128ZM140 20H141V18H139V21ZM33 21L34 20L32 19L31 23ZM35 21L37 22L38 20L35 19ZM35 21L33 22L34 24L36 23ZM80 21H82V22L80 23L79 20H78L77 21L78 23L76 22L77 23L76 25H78L80 23L81 26H79V29H81L83 31L84 29H82L80 27H82V25L84 23H83V20L82 19H80ZM108 21L111 22V20H108ZM131 21L129 20V23ZM94 22H96L95 24H97V21H94ZM101 22H103V21H101ZM101 22L99 24H97V25L98 26L101 25L102 24ZM68 23L69 22L67 21V24ZM86 23L88 25V24H91L92 22L89 23V22H86L85 21V26H86ZM106 23H105V25H106ZM120 23L122 24L123 22H120ZM69 24H71V23H69ZM118 24L119 23L116 22V25H118ZM124 24H126V23H124ZM28 25H32V24L29 23ZM62 25H64V24H62ZM133 25H136V24H133ZM89 26L92 27V25H88V27ZM77 27L78 26H76V29H77L78 34L79 33H82L80 31H78L79 29ZM86 27H85V29H86ZM88 27H87L86 31L88 30V33L87 34L89 35L90 32L93 30V28L91 30ZM40 28H41V26H40ZM69 28H67V29L70 30L69 32H71L72 30H71V28L70 29ZM83 28H84V26H83ZM104 28H106V27H104ZM109 28L111 29L110 26H109ZM44 29H47V28H44ZM67 29L66 30L65 29L62 30V32H63L64 35H66L65 33L68 32ZM64 30L67 31V32H64ZM74 30H75V27H74L73 31ZM33 31H35V30H31V33H33ZM41 31H45V30H41ZM100 31H101V29L99 31H97L96 33H99ZM122 31H126V30H122ZM83 32L86 34L85 31H83ZM109 32H110V30H109ZM119 32H121V30ZM163 32L165 33L164 35H162ZM24 33H28V32L27 31L26 32L24 31ZM36 33H38V32H36ZM47 33L49 34V32H47ZM72 33L75 34L74 32H71L70 33V36H72L71 35ZM125 33L127 34L128 33V30ZM85 34L83 35V33H82L81 36L89 37V36H87V34L86 35ZM99 34L101 35V33H99ZM102 34H103V32H102ZM118 34H120V33H118ZM122 34H123V32H122ZM29 35H31V34H29ZM34 35L37 36L38 34H34ZM40 35H42V33H40ZM64 35H63L64 40H62V41L64 43L65 40H66V43H65L66 46H63L65 44H62L61 45V43H62V41H61L60 42V45H59L60 46L59 47L60 49L62 48L63 51H64L65 48H63V47H68V45L70 43L67 44V40H69L72 43L74 42V45H76V46L78 45V44H75V43H79V42H77L78 39H79L78 37H77L78 38L77 41L76 40L71 41V39L75 35H77V34H75L72 37L69 36L70 38H67L68 37V35H67V37H66L67 39H65V36ZM100 35L98 36L100 38L99 40L102 39L101 38L102 35L101 36ZM27 36H26V38H27ZM35 36L33 38H35ZM77 36H79V35H77ZM81 36H79V37H81ZM117 36L118 35H115V37H117ZM29 37H31V36H28V38ZM41 37H43V36H41ZM58 37H60V36H58ZM86 37H84L83 39L85 40ZM39 38L40 37H38V40H36L37 42H39V40L41 39V38L40 39ZM35 39H37V38H35ZM93 39L92 40H91V38L88 39L91 42H89L86 39L87 40V43H88V46L91 45L89 43H92V42L94 43ZM81 40H80V42H83V40L82 41ZM29 41H33V40L31 39ZM125 41H127V40H125ZM47 42L49 43V41H47ZM72 43L70 44L71 47L73 45ZM87 43H86V45H87ZM93 43H92V45H93ZM99 43H100V41H99ZM99 43H97V46L99 45ZM119 43H120V41H119ZM127 43H128V41H127ZM261 43H264V41L261 42ZM39 44L38 45H35V46H37V48L36 47L33 48L34 50L36 48L35 51H38L37 50L38 47L40 49L41 48V45H44L42 43H41V45H39ZM123 44H124V41H123ZM123 44H121L122 48H123ZM70 45H69V47H70ZM79 45H78L77 50H79V48H80ZM262 45L264 46V44H262ZM54 46H56V45H54ZM88 46H85L84 48H86ZM97 46L94 45V47H97ZM31 47H33V45L32 46L30 45V48ZM45 47H43V48H45ZM69 47L66 48V49H70ZM55 48L58 49L57 47H55ZM72 48L74 49V46ZM33 49H31V50H33ZM41 49L39 50V52L41 51ZM116 50L117 49H114L113 51L116 52ZM28 51H30V50H28ZM59 51L57 52V50H56L57 54L59 53ZM73 51H75V53H76V50L75 49ZM39 52H37L36 54L34 52L35 57H36V58L35 57L34 58L36 60H37V56L40 57L39 55H37ZM61 52L62 51H60V53ZM70 52H72L71 49H70ZM139 52H140V50H139ZM41 53H43V50L39 54H41ZM51 53L53 54L54 52H51ZM63 53H65V51L62 52V55L61 56H63V57H61V56L58 57V58H60V60H58V58L56 57L57 58L56 59L57 60V63L51 61L52 64H54V65L56 64V66L59 65V67H61L60 64H63L64 63V61L66 60V56L68 54L69 55H72L73 54V53L70 54L69 52H67L68 54L67 55L64 54V55H66L64 57ZM108 53L109 52L107 51V54ZM262 54H264V53L262 52ZM43 55H44V53L42 54V56ZM103 55H104V53H103ZM105 55H106V52H105ZM112 55H114V54L112 53ZM72 56L74 57L75 54L72 55ZM69 57H71V56H69ZM69 57L67 56V60H68ZM105 57L109 58V55L108 56L106 55ZM61 58L62 59L65 58V60L63 61ZM100 58H101V56H100ZM100 58H99V60H100ZM107 58H105L104 62L106 61ZM128 58H129V56H128ZM123 59L121 61H123V65H125V63H127V62L125 60H123ZM41 60H45V59H41ZM110 60L111 59L109 58V62H110ZM58 61H60V64L58 63ZM98 61H97V63H98ZM112 61H113V63H117V62H114V61H117V59H114ZM124 61H125V63H124ZM66 63H67V61H66ZM97 63L95 62V65ZM44 64H43V66H44ZM108 64L110 65V63H108ZM140 64H143V66L140 67L137 71H135L134 68L137 67V65H140ZM41 65H42V63H41ZM93 65H94V63H93ZM109 65H107L105 67V69L108 68ZM262 66H264V65H262ZM39 67H40V63L38 65V68ZM50 67H53V65L50 66ZM59 67H58V69H59ZM259 67H261V66H259ZM55 68L56 67H53V70H56ZM43 70H44V72L46 71L44 68H43ZM50 70H52V69H50ZM50 70H49V72H50ZM25 78H27V77H25ZM22 80H23V78H22ZM27 80H29V79L27 78ZM252 80H253V82H251ZM18 81H21V80H18ZM18 81H17V84L19 83ZM255 82H257V81H255ZM24 83L25 82H22L23 88H25L24 87V85H25ZM17 84H15V87L17 86ZM19 84L21 86V83H19ZM19 84H18V86H19ZM26 84H28V83L26 82ZM40 84L41 83H39L37 86L35 85L36 87L33 85L34 86V91L33 92L38 91L40 89V87L38 88V86H40ZM22 86L20 88H22ZM27 87H29V86H27ZM63 87H67V89H68L67 92L63 89ZM253 87H256V86H253ZM20 88H18V89L21 90ZM37 88H38V90H37ZM1 89H3V88H1ZM253 89L250 92H252ZM9 90H12V89H9ZM28 90L25 89L24 91L27 92ZM42 90H44V88ZM30 91H32V89H30ZM45 91L48 92L47 90H45ZM10 92H9V95H10ZM90 92L92 93L91 90H90ZM253 92L252 93L254 95L256 92L255 91H253ZM259 92H260V90H259ZM20 93H19V96H20ZM37 93H39V92H37ZM44 93L42 91L41 94L44 95L43 97L45 98V96L47 97L48 95H46V93L45 94ZM13 94H15V93L13 92ZM13 94H11V96ZM28 94H30V93L28 92L27 95ZM101 94H103V93H101ZM130 94H131V92H130ZM257 94L259 95V93H257ZM35 95L38 97V94H35ZM35 95H33V96H35ZM125 95H127V94H125ZM14 96H16V95H13L12 96L13 97L12 100L13 99L16 100L18 98L17 96H16V98H14ZM22 96H24V95H22ZM36 96L33 97V98H36ZM30 97H32V96H30ZM58 97H60V96H58ZM58 97H57V101H60V100H58ZM78 97H80V96H78ZM122 97L123 96H121V98ZM129 97H131V95ZM33 98H31V99H33ZM38 98H37V100H38ZM54 98H55V96H54ZM71 98H72V95H71ZM71 98L68 101L65 99L70 105L73 104L72 102H74V100H76L73 97L74 100L73 101H70ZM8 99H9V97H8ZM19 99L20 98H18V100ZM122 99H124V98H122ZM28 100H26V101H28ZM37 100L34 99V101H37ZM45 100H46V98H45ZM62 100L65 101L64 99H62ZM127 100H129L128 97H127ZM131 100H133V99H131ZM16 101L15 102L13 101V102L16 104ZM21 101H22V97H21ZM54 101H56V100H54ZM30 102H32V101H30ZM78 102H80V100ZM78 102L77 103L75 102L73 104V106L77 105ZM83 102H81L80 105ZM89 102H90V100H89ZM124 102H126V99H124ZM130 102H132V101H130ZM133 102L135 103V101H133ZM90 103H92L93 105H96L97 104L94 100L91 101ZM252 103H253V101H252ZM18 104H19L18 106H20L19 101H18ZM25 104L26 103H24V105ZM45 104L51 105L50 103H45ZM85 104L83 106H86ZM130 104H131V106H129V104H128V107H132L133 106V103H130ZM57 105L58 106H61L60 104H57ZM99 105H100V103H99ZM99 105H96L94 108L92 106H90V108L92 107V109L95 111V113L93 112V115H95V117L97 115L98 123L101 122V117H102V115L100 117V114L101 113H99V111H100L99 110ZM0 106L3 107L2 105H0ZM38 106H37V108H38ZM47 106H45L46 109L48 108ZM64 106L65 105H63V107ZM115 106H116V104H115ZM21 107L23 108V106H21ZM27 107L28 106H26V108L23 111H25L27 109ZM75 107H77V106H75ZM75 107H73V108H75ZM128 107H127V109H129ZM254 107H255V105H254ZM83 108H85V107H83ZM86 108L87 109L89 108V104L87 105ZM123 108H124V106L122 107V109ZM35 109H36V107H35ZM39 109L41 110L40 112H38ZM49 109H50L49 112H52L51 110H53V109L52 108H49ZM60 109H61V107H60ZM68 109H70V108H67V110L65 109V111L68 112ZM15 110H16V108H15ZM30 110H31V108H30ZM38 110H37V112L41 114L42 111H44V108L41 107V105H40V108H38ZM109 110L111 111V113H113L112 117L110 115L111 113H109L110 112ZM46 111H48V110H46ZM71 111H73V109H71ZM71 111L69 110V112H71ZM37 112H36V114H37ZM53 112H55V111L53 110ZM31 113H32V110H31ZM33 113H34V111H33ZM44 113L46 115L47 112H44ZM52 114L53 113L48 114V115H50V117H51ZM105 114H106V111H105ZM93 115H92V118H94ZM125 115L123 114V117H125ZM5 117H6V115H5ZM9 117H10V115H9ZM32 117H33V114H32ZM46 117H47V115H46ZM89 117H90V115H89ZM123 117H122V120H123ZM80 118L81 117L79 116L78 119H80ZM104 118H105V115H104ZM81 119H83V118H81ZM124 119H125V121H127L126 118H124ZM42 121H43V119H42ZM125 121L123 120V123H125ZM9 122H10V119H9ZM111 122H113V120L110 121V123ZM115 122H118V121H116V118H115ZM144 122H145L146 125L143 124ZM147 122H148L149 126L147 125ZM123 123H120L119 122V124H123ZM126 123H129V122H126ZM106 124H107V122H105V125ZM113 124L114 123H112V125ZM19 125H21V124H19ZM40 125H42V124H40ZM127 125H128V127H131L132 126L131 124H127ZM30 127H31V125H30ZM143 127H144V129H145V127L146 128L149 127V130H148L147 133H145V131H147L146 129H145V131H143ZM10 128H12V127H10ZM6 129H8V128H6ZM27 129H29L28 126H27ZM32 129H33V127H32ZM10 131H12V130H10ZM30 131L33 132V130H30ZM11 133H13V132H11ZM26 134H29V133H26ZM0 135H2V134H0ZM127 135L124 134L125 138L126 137H129ZM134 135L137 136L138 138L137 137H134ZM20 136L21 135H19V137ZM32 136H34V135H32ZM35 136H37V135H35ZM38 136H40V134ZM7 137H9V136H7ZM23 137H24V135H23ZM14 138H15V135H14ZM14 138L13 139L11 138V140H14ZM21 139H22V136H21ZM26 139L30 140V138H26ZM237 139H239V138H237ZM28 140H27L26 143H27V145L30 146V144H32L36 139H34V141H32V143L30 142L29 144H28ZM51 140L52 139H50L48 141L50 142ZM126 140H128V139H126ZM3 141H5V140H3ZM14 141H16V140H14ZM124 141L125 140L121 141V143L124 142ZM40 142H42V141H40ZM10 143H11V141H10ZM17 143H19V142H17ZM43 143H44V141H43ZM48 144H46V145H48ZM138 144H139V147H138ZM21 145H23V143H21ZM0 146H2V145H0ZM48 146H50V145H48ZM124 146H125V144H124ZM233 146H235V145H233ZM23 147L25 149L26 148H29L28 146L26 147L25 145ZM33 147L34 146H32V148ZM35 147H39L40 149H43V145H42V147H41V145L40 146L37 145ZM119 147H121V145H119ZM129 147H131V146H129ZM20 148H21V146H20ZM24 148H23V151H25ZM43 150L45 151V149H43ZM136 150H135V152H136ZM18 151H20V150H18ZM30 152H28V150H27L26 153L25 152H23V153H25L27 155V153L29 154ZM56 152H58V151H56ZM135 152H134V154H135ZM138 152H137L136 155H139L140 154V153L138 154ZM237 152H238V150H237ZM20 153H22V151ZM20 153H18V155ZM58 153H60V152H58ZM82 155L83 154H80V156H82ZM22 156H25V155H22ZM57 156H59V154ZM45 157H44V159H45ZM50 157L47 156L46 158H50ZM138 157H137V159H138ZM239 157H240V155H239ZM89 159H90V157H89ZM39 160H41V159H39ZM37 161H38V159H37ZM47 161H49V160H47ZM55 162H56V164H54L53 166H55V165L58 164L57 161H55ZM83 162H84V160H83ZM40 163H41V161H40ZM141 163H143V162H141ZM141 163H138L139 165H136V166L139 167L141 165V167H143ZM58 165H61V164H58ZM64 165H66V164H64ZM34 166L37 167L36 163H35ZM117 166H120V165H117ZM136 166H134V167H136ZM50 167H51V164L49 166V169L52 168V167L51 168ZM60 167L61 166H59L58 168L60 169ZM150 167L148 169H150ZM26 168H28V167H26ZM31 168L33 169L32 172L34 171L33 172V175L31 173V175H32L31 177L32 178L29 176L30 175L29 172H31L30 171V168H29V170L28 169L27 170L29 171L28 172V176L30 178H27L28 176L26 175L27 177L24 176V177H26V179H33V177L36 178V176H38V175L41 174V172L39 170H37V172L39 171V173L36 172L35 167L33 168V166H32ZM40 168H41V166H40ZM62 168L64 170L65 167L62 165ZM131 168H133V167H131ZM53 170L52 171H49L50 173H48L47 175H49V174L51 175L53 173L55 174V172H57L58 169H56V171L54 170V172H53ZM63 170H62V173H64L65 171H68L67 170V167H66V170L65 171H63ZM129 170H131V169H129ZM136 170H139V169L136 168L133 171H136ZM41 171H42V173H45L46 174L48 170H46L45 167H42ZM110 171H111V169H110ZM139 171L141 173V170H139ZM51 172H53V173H51ZM58 172H59V170H58ZM60 172H61V169H60ZM137 172L138 171H136V173ZM59 173H57V175ZM130 173L132 174L131 171H130ZM35 174H38V175L34 176ZM60 174H59V176H60ZM41 175H43V174H41ZM53 175H51V176L53 177ZM65 175L66 174L64 173V176ZM123 175L127 177L126 173H123ZM138 175H141V174L138 173ZM138 175H137V178L139 177ZM146 175H148V174H146ZM14 176H16V175H14ZM44 176H43V178H44ZM59 176H57V178H59ZM132 176H134V175H132ZM135 176H136V174H135ZM142 176H143V174L140 177L143 178ZM35 178H34V180H32L33 185H34V182H35ZM40 178H42V176ZM40 178H38V179H40ZM54 178H56V176H54ZM54 178H52V179H54ZM64 178H66V177H64ZM38 179L36 178V181H38V182L40 180L42 181V179H40V180H38ZM59 179H63V178H59ZM59 179H56V180H58L57 182H59ZM88 179H90V178H88ZM88 179L86 180V183L90 182V181H88ZM49 180L50 179H47L46 180V176H45V182H43L44 179H43L42 182H43V184H46V181L48 182ZM21 181H22V179H21ZM27 181H24L23 180L22 182H24V184L26 182V184L28 186V182L29 181L28 182ZM49 182H50L49 184H51V180ZM84 182H85V180H84ZM86 183H83L84 184L83 185V189H85V184ZM36 184H35V186H36ZM64 184H66V183H64ZM64 184L63 185L60 184V185H62V190L63 191H64V189L67 188V186L66 187H63V186H65ZM137 184H140V183H137ZM39 185H40V182H39V184H38L37 187H39ZM53 185L51 184V185H48V186H49V188H51V187H53ZM70 185H72V184L70 183ZM29 186H31L33 188L31 182H29ZM41 186H42V184H41ZM31 187H30V189L28 187L27 188L29 189V191H31V190L34 191L33 189H31ZM144 187H143V189H144ZM7 188H9V187H7ZM46 188H47L48 191H50V189H48V187H46ZM46 188L44 187V189H46ZM54 188H52L53 192H52V190H51V192H49V194L51 193V196H52V193L55 192L54 191L55 190ZM87 188L90 189L89 186H87ZM28 189H27V191H28ZM77 189H79V187ZM6 190H8V189H6ZM58 190H59L58 193H60L62 191L61 190V187ZM90 190H89V192H90ZM95 190H94V192H95ZM149 190L152 191V196H151L150 199H148L149 201L151 200V202H149V201L147 202V200L146 201L144 200V199L147 198L144 195V193H146V195H147V193H148V195L149 194L151 195V192L150 193L148 192ZM63 191H62V193H63ZM66 191H64V192H65V195L67 196L69 193L66 194ZM80 191H81V189L79 190V192ZM86 191H88V190H86ZM86 191H84V192H86ZM38 192H39V188H38ZM44 192H46V191L44 190L43 193ZM26 193H28V192H26ZM33 193L34 192H32L31 194H33ZM80 193H82V192H80ZM91 193L93 194L92 190H91L90 194ZM129 194H131V193H129ZM36 195H37V193H36ZM83 195H84V193H83ZM10 196H12V195H10ZM10 196H9V198H10ZM31 196L33 197L34 195H31ZM44 196H42V197H44ZM46 196H47V193H46ZM54 196H56L55 193H54L53 197ZM63 196H61V193H60L59 197L62 198ZM70 196H69V198H70ZM77 196H78V198H80V197L82 198V195L80 197H79V195H77ZM85 196H88V194H85ZM85 196H83V197H85ZM143 196H144V198H143ZM37 197L38 198L40 197L39 194L37 195ZM37 197L35 196L34 199L38 200ZM49 197H50V195H49ZM49 197L45 198V199H47V202H46L45 199H43L42 201H40L41 198H39L38 202H35L36 204H34L35 205L34 208L31 206L33 204V201L32 200H31L32 202L30 201L31 202V205H30V203L28 201L29 204L26 202L27 205L25 204L23 206L22 210L24 209V211H23V218L25 220L24 221L25 222V228H26V232L25 233H26V236H27L26 239L29 241V244H27V245L32 248L31 250L33 251V253L35 252V254H29V253L28 254H20L21 252L19 254L18 253L17 254H8V260H9V263L10 264H35V263H37V264L38 263H42V264H66V262L71 261V260L66 259V258H69L70 259V256H68L70 254H66V253H69L70 252V251L69 252H66L67 250H69L68 247H66L67 250H64L65 252L63 251L65 254H62L63 252L60 253V251H62L63 249H65V246L64 245L66 244V242L69 241L68 239L65 238L66 237V234L64 235L65 237L64 236L61 237V238H64V240L66 239L65 240L66 242L65 243L63 242L64 244L61 242V241H63L62 239H61V241H58L60 239V238H58V236L60 234H62L63 230H65V229L67 230L68 228H70V227H68V228L66 227L65 229H63V226L65 227V224H66L65 222H67L68 226L72 222L69 223L68 221L64 220L67 216L63 220H62V216H61V218H60L61 221H60V219L58 218L60 216L59 213H58L60 211L59 210V207L60 206H57L60 202L59 203L57 202V200H56L57 198L56 197H54L56 199L53 198L56 201H54L53 199L51 200L52 197H50V198ZM149 197L150 196H148V198ZM48 198H49V201H48ZM64 198H62V199H64ZM91 198H92V202H94L93 201L94 200L93 197L90 196L89 199H91ZM62 199H60V200L62 201ZM76 199H74L75 200L74 202H76ZM82 199L84 201H86L84 198H82ZM89 199H87V200H89ZM28 200H30V199H28ZM88 202L89 201H87L85 203V205H87V209L85 211L90 210L89 208L92 207L90 204H89L90 206L88 205ZM63 203H64V201H63ZM70 203H71V201H70ZM90 203H91V201H90ZM132 203H133V200H132ZM65 204L66 203H64V205ZM71 204L73 206V202ZM71 204L68 205L69 208H67L66 206H64V208H67V210L68 209L74 210L73 212L71 211L73 213V214H71V215H73L72 216V219L74 217H76V216H74V213H75V215L78 214L79 217L82 216V219L86 221L87 219H85L86 218V214L83 212L84 210L82 209L83 211H80V212L84 213L83 215L85 216V218H83L82 213H80V215L78 213L79 212L78 209L79 210H81V209L79 207L77 208V206H79L80 204L78 203L77 206L75 205L76 206V210H75V206H73V208H71ZM29 205L32 207V209H29ZM59 205H61V203ZM92 205L94 206L93 203H92ZM88 206H89V208H88ZM18 207H19V205H18ZM25 207H27V208H25ZM80 207L83 208V206H81V205H80ZM143 208H144V206H143ZM220 208H222V207H220ZM36 209L38 210V213H37V210ZM239 209L240 208H238V210ZM64 210H66V209H64ZM67 210H66V212H67ZM68 211L70 212V210H68ZM149 212L147 213L148 217L151 216V214H149ZM145 213H146V210H145ZM87 214H89V213H87ZM51 217L54 218V220H55V218H57L56 220H59V221H56V222H59V224H60V222L62 224V222L64 221L63 226L61 224L59 225L60 227H62L63 230H60V228L58 226L56 228V225L57 224H55L54 221H51V219H52ZM88 217L89 216H87V218ZM234 217H236V216H234ZM70 218L71 217H69V221L71 220ZM76 218H74V220ZM94 218L92 216V220H90V223L94 220ZM223 218H221L219 220L222 221ZM224 219L226 220L227 218H224ZM78 220H79V218H78ZM50 221L52 223L54 222L53 225H52V227H51L52 228V231L54 232V228L55 229H58L59 228V230L61 231L60 234H59V232H56L57 230H55V234L54 233H51L52 231L51 232L48 231L49 228H50L49 225L52 224ZM77 221H75V222H77ZM193 221L194 222L197 221L198 224H200L199 222H201V224L202 223L203 224L205 223L206 226H204L205 227L204 229L202 227L199 228L200 225L199 226H194L195 223H192ZM227 221H229V220H226V222ZM48 222H50V224ZM44 223L45 224L48 223L49 225L46 226ZM73 223H74V221H73ZM73 223L71 224V226L73 225ZM80 223H81V226H83V228L85 229V226H84V225H86L85 222L83 223L84 225H82V221H80ZM67 224H66V226H67ZM77 224L78 223H76L75 225H77ZM87 224H88V222H87ZM91 224H93V223H91ZM75 225H73V226H75ZM213 225H215V223ZM221 225H223V224H221ZM226 225H227V223H226ZM44 226H46V227L44 228ZM78 226H75V227H77L76 228V231L78 232V234L80 233L79 235H82L83 234V231H85V230L84 229L82 230V227L79 226V227H81L79 229L82 232V234H81V232H79V230H77L78 229ZM88 227H90V225H88ZM46 228H48L46 231L47 232H50V234L47 233L48 238L45 235L46 234V232H45V229ZM51 228H50V230H51ZM72 229H70L71 231L70 230H67V232L68 231L72 232ZM196 229L197 230L199 229V230L196 231ZM206 229H205V232H206ZM89 230H90V228L88 229V231ZM73 231L75 232V230H73ZM88 231H87V233H89L88 235L91 238L92 232L90 231L91 232V234H90V232H88ZM74 232L72 233L73 235L76 234ZM205 232L203 231L202 233L204 234ZM214 232H215V230L212 231V234ZM57 233H58V236H56ZM84 234H85V232H84ZM119 234H117V235H119ZM207 234H209L208 231H207V233H206L205 236L209 237ZM70 235H71V233H70ZM73 235H72V239H70L71 236H69V239L73 241L72 242L73 244L78 241L77 239H79L80 237L82 238V236L77 237L78 235L77 236H75V235L73 236ZM117 235H115V236H117ZM85 236H87V234H85ZM85 236H83V237L86 239ZM56 237L58 238V240H57ZM73 237L74 238L76 237V239H74V240H76V242L73 240ZM89 237L87 238L88 240H89ZM33 238L37 242L36 245L33 244V243H31V241L33 240ZM97 238L100 239L99 240L100 242L103 240V239L99 238V236ZM180 238H181V240H179ZM211 238H212V236H211ZM98 239H97V243L96 244H98V242H99ZM116 239H117V237H116ZM88 240H86V241H88ZM92 240H93V238H91L90 241H92ZM204 240H208V239H204ZM44 241H46V242H44ZM51 241H58L57 243H59V244H56V247H57V245L60 246L61 243H62V245L64 247L62 248V245H61V247H60L61 250L58 249L59 251L58 250L56 251L55 246H53V245H55L56 242H52L51 243ZM199 241H201V240H199ZM45 243L49 247L50 246L51 247H54L53 249H55V250H52V252L55 251V252H59V253H54L53 252L54 255H52V252H51V249L52 248L49 249V247H47L45 245ZM78 243H79V241H78ZM104 243H106V241ZM179 243L181 244V242H179ZM183 243H185V242H183ZM201 243H202V241H201ZM49 244H51V245H49ZM79 244H81V243H79ZM99 245H101V243L98 244V246ZM156 245H157V247H156ZM189 245H190V243H189ZM194 245H196V243H194ZM66 246H68V243H67ZM104 246L106 247V244ZM182 246H184V245L182 244ZM46 247H47L48 250H50L49 251V254H46V251L48 252V250H46ZM188 247H186V248H188ZM191 247H193L192 244H191ZM6 248H10V247H6ZM6 248L3 249V250H6ZM192 250H193V248H192ZM12 251H15V249L12 250ZM18 251H20V250H18ZM190 251H191V249H190ZM29 252H31V251L29 250ZM159 252H160V255L161 256H158ZM97 254H98V252H97ZM64 255H67V257L64 256ZM200 260H202V259L200 258ZM205 261H204V263H205ZM129 262H130V260H129ZM132 262H130V263L132 264ZM196 262H198V260H196ZM6 263L7 262H5V264ZM130 263H128V264H130ZM200 263L202 264V262H200Z\"/></svg>",
  "mask_w": 264,
  "mask_h": 264
}]
</instances>
